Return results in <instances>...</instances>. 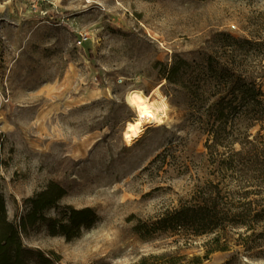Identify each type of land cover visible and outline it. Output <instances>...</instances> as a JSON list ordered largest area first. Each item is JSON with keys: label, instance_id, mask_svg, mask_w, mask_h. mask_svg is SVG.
Instances as JSON below:
<instances>
[{"label": "rangeland", "instance_id": "374dc122", "mask_svg": "<svg viewBox=\"0 0 264 264\" xmlns=\"http://www.w3.org/2000/svg\"><path fill=\"white\" fill-rule=\"evenodd\" d=\"M229 34L264 38V0H0V189L9 217L19 221L26 198L50 180L67 189L62 205L99 215L71 240L38 224L23 236L27 246L56 251V264H138L174 250L187 255L184 264L193 256L198 264H264L263 226L229 228L227 249L208 255L213 235L145 239L134 229L214 178L204 110L215 96L192 93L209 55L264 84L262 50H233ZM181 57L191 65L171 83L165 71ZM157 86L161 122L129 145L124 131L136 112L127 92ZM251 198L264 206L263 195Z\"/></svg>", "mask_w": 264, "mask_h": 264}, {"label": "trees", "instance_id": "16d2710c", "mask_svg": "<svg viewBox=\"0 0 264 264\" xmlns=\"http://www.w3.org/2000/svg\"><path fill=\"white\" fill-rule=\"evenodd\" d=\"M229 44H249V56L261 51L257 60L264 62V38L238 39L228 35ZM191 62L186 58L173 59L164 77L178 83L188 71ZM204 82L192 93L214 94L209 97L204 113L207 115L206 148L213 164L214 178L199 185L191 196L177 207L166 210L152 222H138L134 229L142 238L160 234L175 236L176 241H190L195 236L213 235L206 255L226 250L229 228L256 232L264 227V206L252 200L253 195L264 196V84L249 70V79L234 67L233 60H217L209 55L204 69ZM259 74L264 78V64ZM248 121L246 128L236 127L237 121ZM259 129L251 132V128ZM5 133L0 131V152L4 147ZM239 144V148L235 147ZM226 148L221 152L220 148ZM67 189L56 180L26 198V210L19 221L9 217L6 198L0 189V264H56L61 255L54 250L30 247L23 236L38 224L51 235H62L67 240L78 237L83 228L92 227L99 219L90 206L62 205ZM54 210V214L49 211ZM251 235H249V239ZM206 243V244H207ZM187 255L180 251L162 252L143 256L138 264H184ZM193 256L192 264L202 262Z\"/></svg>", "mask_w": 264, "mask_h": 264}, {"label": "bare ground", "instance_id": "6f19581e", "mask_svg": "<svg viewBox=\"0 0 264 264\" xmlns=\"http://www.w3.org/2000/svg\"><path fill=\"white\" fill-rule=\"evenodd\" d=\"M164 96L159 86L150 93H145L141 89H131L127 92V101L136 112V118L127 121L124 131V138L129 145L140 138L148 126L161 122L160 113L165 109Z\"/></svg>", "mask_w": 264, "mask_h": 264}, {"label": "snow or ice", "instance_id": "6c2138e0", "mask_svg": "<svg viewBox=\"0 0 264 264\" xmlns=\"http://www.w3.org/2000/svg\"><path fill=\"white\" fill-rule=\"evenodd\" d=\"M148 115H151V114H150V113H148ZM131 127L135 128L136 126H131Z\"/></svg>", "mask_w": 264, "mask_h": 264}]
</instances>
